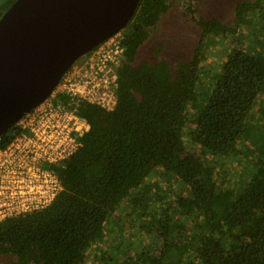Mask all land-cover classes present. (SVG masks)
Segmentation results:
<instances>
[{"label": "trees", "instance_id": "trees-1", "mask_svg": "<svg viewBox=\"0 0 264 264\" xmlns=\"http://www.w3.org/2000/svg\"><path fill=\"white\" fill-rule=\"evenodd\" d=\"M172 1L141 0L122 31L125 53L112 110L58 95L57 101L86 121L89 130L82 146L52 167L62 185L54 202L0 223V255L9 257L0 264H85L92 244L104 239L114 210L134 191L135 211L144 199L139 189L157 170L185 187L186 194L176 197L177 222L168 224L166 214L156 221L163 246L159 254L119 264H264V144L252 124L264 96V56L233 48L201 94L203 101H196L204 43L251 29L255 19L264 18L262 0L240 3L230 22L197 16L190 0L187 11L200 30L194 59L178 62L175 69L164 60L136 63ZM189 104L197 108L192 143L200 146V156L188 151L183 138ZM20 132L16 124L0 137V146ZM253 141L260 147L248 180L237 189L222 187L216 159L235 158L242 142ZM182 217L190 220L188 229Z\"/></svg>", "mask_w": 264, "mask_h": 264}, {"label": "rangeland", "instance_id": "rangeland-1", "mask_svg": "<svg viewBox=\"0 0 264 264\" xmlns=\"http://www.w3.org/2000/svg\"><path fill=\"white\" fill-rule=\"evenodd\" d=\"M189 1H172L170 10L162 16L150 38L140 49L136 63L146 61L156 63L164 60L175 69L178 62H189L194 59L195 51L199 45L200 30L188 14ZM245 1L255 0H194L193 5L197 10V16L206 20L216 19L221 22H230L234 19L237 6ZM2 3L3 0H0V6ZM261 4V11L264 13V0ZM231 41L233 44L230 43ZM239 46L243 50L251 52L256 50L257 55L264 56V18L255 19L251 29L248 31L245 28L242 29L233 39L210 37L204 43L199 57V69L202 76L198 82L197 102L203 101L201 94L207 92L211 77L220 72L222 63L229 52ZM87 56L74 66L82 64ZM196 116L197 108L189 104L183 138L188 151L200 156L202 154L200 146L192 143L194 135L197 134ZM252 116L254 117L252 124L256 137L264 144V96L259 99ZM259 147L257 141L250 142L248 145L246 142H242L240 145L242 152L237 157L216 159V165L221 168L217 178L218 183L222 187L230 189H237L239 185H244L252 170L251 164L259 154L257 150ZM206 157L210 158V155L208 154ZM139 192L144 195L141 205L135 211L132 210L130 201L136 195L132 191L130 197L124 200L108 219L104 239L92 244L85 264H119L120 262H130L136 256L143 258L154 253L159 254L163 246L158 238L159 233L156 232L158 226L156 221L166 214L169 217L168 224L172 226V219L177 222V218H175L178 214V211L175 210L176 197L185 195L186 190L178 179L164 175L161 170H157L146 180ZM166 209H168V213H165ZM181 219L186 223L188 229L190 220L183 217ZM195 219L196 227L203 229L200 219ZM160 221L162 220L160 219ZM154 222L156 224L153 227ZM5 260H9V257L0 255V261Z\"/></svg>", "mask_w": 264, "mask_h": 264}, {"label": "water", "instance_id": "water-1", "mask_svg": "<svg viewBox=\"0 0 264 264\" xmlns=\"http://www.w3.org/2000/svg\"><path fill=\"white\" fill-rule=\"evenodd\" d=\"M141 0H16L0 18V137L47 100Z\"/></svg>", "mask_w": 264, "mask_h": 264}, {"label": "built area", "instance_id": "built-area-1", "mask_svg": "<svg viewBox=\"0 0 264 264\" xmlns=\"http://www.w3.org/2000/svg\"><path fill=\"white\" fill-rule=\"evenodd\" d=\"M123 39L121 31L73 66L52 95L20 120V134L8 146H0V223L45 210L61 192L52 167L82 146L89 125L57 97L67 95L112 110L125 53Z\"/></svg>", "mask_w": 264, "mask_h": 264}, {"label": "flooded vegetation", "instance_id": "flooded-vegetation-1", "mask_svg": "<svg viewBox=\"0 0 264 264\" xmlns=\"http://www.w3.org/2000/svg\"><path fill=\"white\" fill-rule=\"evenodd\" d=\"M7 1H8V0H3V3H2V5L0 6V14H1V17H2L3 14L8 10V9H7V10L5 11V10L2 9V7L4 6V4H5ZM11 6H12V5H11ZM11 6H10V7H11Z\"/></svg>", "mask_w": 264, "mask_h": 264}]
</instances>
